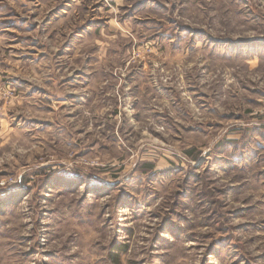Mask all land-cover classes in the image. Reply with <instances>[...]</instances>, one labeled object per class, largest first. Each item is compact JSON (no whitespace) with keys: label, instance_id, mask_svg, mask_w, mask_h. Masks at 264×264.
Masks as SVG:
<instances>
[{"label":"clouds","instance_id":"9594fccd","mask_svg":"<svg viewBox=\"0 0 264 264\" xmlns=\"http://www.w3.org/2000/svg\"><path fill=\"white\" fill-rule=\"evenodd\" d=\"M0 264H264V0H0Z\"/></svg>","mask_w":264,"mask_h":264},{"label":"rangeland","instance_id":"374dc122","mask_svg":"<svg viewBox=\"0 0 264 264\" xmlns=\"http://www.w3.org/2000/svg\"><path fill=\"white\" fill-rule=\"evenodd\" d=\"M135 7H136V5H133V8H135ZM53 11H55V9Z\"/></svg>","mask_w":264,"mask_h":264}]
</instances>
